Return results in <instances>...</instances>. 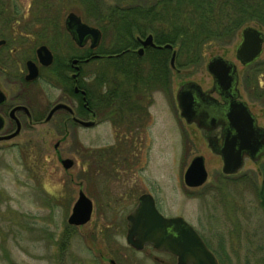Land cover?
Returning a JSON list of instances; mask_svg holds the SVG:
<instances>
[{
	"label": "rangeland",
	"instance_id": "rangeland-1",
	"mask_svg": "<svg viewBox=\"0 0 264 264\" xmlns=\"http://www.w3.org/2000/svg\"><path fill=\"white\" fill-rule=\"evenodd\" d=\"M150 3L151 0H83L79 4L75 0H0V27L13 26L10 12L18 11L24 17L23 28L31 18V11H41L45 21L41 26L48 30L45 34L48 43L44 44L58 57L64 48L59 41L62 35L55 21L46 23L48 18L59 16L60 23L65 12L71 9L94 26V20L106 14L105 9L109 11L112 5L147 6ZM174 8L175 14L179 8ZM134 16L135 13H129L126 18ZM251 21L264 26L255 17ZM36 26L33 23L22 29V58L38 45L37 35L30 34ZM107 27L110 32L126 28L118 19ZM237 40L238 34L229 44L205 46V53L196 65L181 67L180 74L171 78V95L180 80H194L206 86L210 78L204 65L213 55H221L235 64L239 78L244 80L240 85L252 84L246 81L255 78L264 61V43L258 61L242 67L234 58ZM178 56L182 62L183 55ZM109 64L106 61L101 67ZM33 85L39 87L37 82ZM50 92L49 106L62 95L57 89ZM154 95L161 100L152 111L156 116L155 125L160 120L163 136L151 140L146 161L138 162L129 178L126 169H113L111 158L102 157L110 142L107 127L85 136L81 128L72 125L63 134L58 125L61 111L47 123L30 126L23 121L17 136L0 143V264H108L109 258L121 261L122 255L129 251L124 241L125 215L142 191L154 196L157 208L164 214L180 215L188 221L202 234L210 249L219 251L218 245L222 243L233 251L232 264H240L242 260L244 264H264V210L259 203L264 159L258 164L246 161L236 174H222L220 157L211 152L199 131L182 124L181 135L178 129L175 132L168 118L169 115L177 118L174 102L170 104L168 98L162 101L161 93ZM246 98L264 128V95L249 94ZM21 100L28 101L24 97ZM57 141V147L53 148ZM84 149L82 165L80 153ZM194 155L203 157L207 177L201 186L187 188L182 173ZM64 157L74 160L67 170L59 162ZM78 189L91 200L92 211L86 223L73 226L67 224L66 217ZM223 236L225 242H221Z\"/></svg>",
	"mask_w": 264,
	"mask_h": 264
},
{
	"label": "flooded vegetation",
	"instance_id": "flooded-vegetation-1",
	"mask_svg": "<svg viewBox=\"0 0 264 264\" xmlns=\"http://www.w3.org/2000/svg\"><path fill=\"white\" fill-rule=\"evenodd\" d=\"M75 1L79 4L83 0ZM166 1L169 0H151V3L147 6H155V4L157 5L161 2L165 3ZM247 2L253 5L259 4L260 7H264V5H262L264 0H247ZM96 4L99 6V3ZM117 7L124 8L127 6L112 5V8ZM50 13L51 16H53L54 12L52 11ZM70 13L74 14V17L77 18L79 22L94 27L99 31V36L95 43H91L93 39L92 34L82 35L81 37L73 39L72 30L73 28L74 31L76 30V26H74L75 20H66L67 15ZM9 14L13 26L10 28H5V25L4 27H0V40H3V42L0 43V92L2 94V96H0V143L7 142L17 136L23 127V121H26L30 126L47 123L55 117L58 111H61L62 115L60 121H58V125L60 130H63V134L68 130L69 126L72 125L81 128L85 136L93 133L95 134L102 126L107 127L110 131V142L109 145L104 148V156L102 157H104V159H107L108 156L111 158L110 163L113 164L111 165L113 169H126L129 178L134 174V167H136L137 163L146 161L147 147L151 145V140L154 139V137L163 136V131L159 130L160 120L157 119L158 124L155 125L156 116L152 111L153 106L161 101L155 97V92L162 94V101L168 98L170 104L174 102L177 118L175 119L173 115H169L168 118L174 125L175 130L178 129L179 135H181L180 129L183 127L182 124L192 126L199 131L208 147V143L211 145H219L223 136H230L231 130L228 125L229 121L226 114L224 115L226 107H229V104H231L229 93L224 90L222 94H220L214 90L213 81L209 74L210 79L208 84L204 87L194 80H180L172 96L170 90L171 78L174 74H180L181 71V60H179L177 48L171 44H169L170 47H164L166 43H157L152 33L147 29H143L142 32H140L137 28L128 27L110 32L107 27L110 21L107 19L102 20L101 17H99L97 20H94L95 25L93 26L84 21V16L82 17L75 10L69 9L65 12L60 23L57 22L59 16L56 18L50 17L46 21V23L50 24L55 21V27L58 28L59 33L62 35V39L59 41H61V45H63L64 48L57 57L46 45L48 39H46L45 34H47L48 30L43 29L41 26V23L45 22L43 20L44 14H42L41 11H33V13L31 11V18L23 24V28H21V26L24 17L18 14V11L10 12ZM104 15H107V13ZM102 22L103 26L101 25ZM33 23H37V26L35 31L30 34L37 35L39 42H37L38 45L33 48L30 55L22 58L20 53L22 46L20 40L22 29L29 27V24L33 25ZM247 25L255 27L264 35L263 25H257V23L251 21L244 24L241 28ZM3 28L5 30H2ZM5 33H7V35ZM9 35L13 36L9 37ZM147 35L151 36V43L142 45L141 40L143 41ZM263 43L264 40L261 46H263ZM40 45H44L50 51L51 61L47 65H42L38 61L35 53L36 48ZM172 53L173 60L171 64L170 57ZM176 56H178V59ZM27 60H30L36 67V76L33 78H27L29 73L25 65ZM106 61H110V64L106 68H102L101 66ZM257 61L258 58L249 64L240 65L242 67H247ZM257 70L258 72L255 74V78L252 77V81H246L252 84H243L242 82V85H240V81L244 80L239 78L240 72H238L237 69L236 78L233 82V90L236 91L237 95L232 100L243 101L253 117V127H251V134L248 135V141L251 144L257 139L256 134L258 130H256V126H262L259 124L256 115L251 111V107L249 103H247V98L245 99V97L249 96V94L255 97L264 95V85L262 86L264 70L260 69V67ZM109 72L110 75L107 78L106 74ZM108 80H110V84H108ZM189 81L196 82L203 95H196L193 93L194 121L187 123L179 115L175 93L182 83ZM35 82L39 84L38 88L36 85H33ZM53 89L60 90L62 95L60 99L49 106L50 101L48 100V94H50V91ZM34 95L36 99H34ZM23 97L27 98L28 101L21 100ZM31 98L33 100H31ZM58 102L67 105L71 109V112L60 108L53 111L46 119L49 109ZM168 111V114L172 112L170 107ZM159 115L161 116V114ZM74 118L83 123L75 121ZM17 126L18 131L15 135L6 139L3 138V136L12 133ZM89 131L90 133H88ZM175 132H177V130ZM58 143L59 141L55 142L53 148H56ZM262 143L263 145H261L256 152L252 154L248 152L243 153L242 166L246 161L258 164L264 159V136ZM85 155L84 149L80 153L82 165H84L85 162ZM61 159L63 158H59V162H61ZM69 159L72 160V163L67 169L71 168L74 164L73 158ZM84 169L85 167H83L82 170ZM263 184L264 179L260 184V193L263 195L259 198V203L264 210ZM129 189L130 188H128V190ZM143 193L150 194L145 191L138 193L135 196V201L129 212L135 206L138 196ZM150 195L156 209L162 215L180 216L164 214L157 208V202L154 196L152 194ZM193 228L206 245V240L202 234L195 227ZM221 239H223L221 242H225L224 236L221 237ZM125 246L129 248V251L127 250L122 255L121 261L116 258L115 260L112 259L114 264H177L176 257L173 254L158 250L151 245H143L139 249L128 244ZM207 248L214 255L217 264H232L231 253L234 254V252L230 251L228 247H225L222 243L218 245L219 251H217V249L214 251L208 246ZM240 264H244V260H242Z\"/></svg>",
	"mask_w": 264,
	"mask_h": 264
},
{
	"label": "water",
	"instance_id": "water-1",
	"mask_svg": "<svg viewBox=\"0 0 264 264\" xmlns=\"http://www.w3.org/2000/svg\"><path fill=\"white\" fill-rule=\"evenodd\" d=\"M66 20H75L74 26H76V30L74 31V28L72 30L73 39L82 35L92 34L93 39L91 43L93 44L97 41L99 31L96 28L79 22L72 13L67 15ZM263 40L264 35L262 32L253 26H244L239 32V40L234 47V58L241 65L249 64L260 55ZM1 42L3 40H0ZM149 43H151L150 35H147L143 41L141 40L142 45ZM164 47H170V45L166 43ZM35 53L42 65L50 63L51 54L44 45L38 46ZM172 60L173 53L170 57L171 64ZM25 65L29 71L27 78L35 77L36 67L34 64L30 60H27ZM205 69L211 75L213 89L220 94L226 90L231 100V104L224 111V115L226 114L229 121L230 136H223L219 145H211L210 143L208 145L211 152L220 157L221 173L224 175L235 174L242 166L243 153L248 152L252 154L263 145L264 128L256 126V130H258L256 134L257 139L252 144L249 143L248 135L251 134V127H253V117L243 101L232 100L237 95L236 91L233 90V82L236 78L235 64L221 55H213L207 59ZM193 93L203 95L199 85L193 81L182 83L175 93L179 115L187 123L194 121ZM0 96H2L1 92ZM60 108L71 112V109L67 105L58 102L49 109L46 119L53 111ZM74 120L83 123L76 118ZM17 131L18 126L12 133L3 136V138L12 137ZM60 163L64 169H67L71 165L72 160L63 158ZM206 177L207 173L203 157L201 155H194L182 173L184 185L187 187H198L205 182ZM91 209V200L82 190H78L76 199L72 203L70 212L66 217L67 224L78 226L86 223L89 220ZM124 241L136 249L148 244L158 250L169 252L176 257L177 264H217L214 255L207 248L195 229L180 216L162 215L156 209L151 195L147 193L138 196L135 206L126 215ZM108 264H114L113 260L108 259Z\"/></svg>",
	"mask_w": 264,
	"mask_h": 264
},
{
	"label": "trees",
	"instance_id": "trees-1",
	"mask_svg": "<svg viewBox=\"0 0 264 264\" xmlns=\"http://www.w3.org/2000/svg\"><path fill=\"white\" fill-rule=\"evenodd\" d=\"M174 7L179 8L175 14ZM105 10L107 17L103 19V15L101 19H107L110 25L118 19L126 28H137L140 32L147 29L157 43L176 46L178 54L183 55L181 67L196 65L207 45L231 43L240 28L253 17L264 24L263 6L249 4L247 0H169L155 6L133 4ZM129 13H135L136 17L126 18ZM260 69L264 70V61ZM109 75L110 72L106 77Z\"/></svg>",
	"mask_w": 264,
	"mask_h": 264
}]
</instances>
